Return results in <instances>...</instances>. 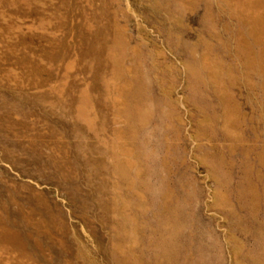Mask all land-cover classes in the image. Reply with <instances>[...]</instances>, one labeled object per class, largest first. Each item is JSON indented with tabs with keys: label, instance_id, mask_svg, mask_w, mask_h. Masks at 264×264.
<instances>
[{
	"label": "rangeland",
	"instance_id": "1",
	"mask_svg": "<svg viewBox=\"0 0 264 264\" xmlns=\"http://www.w3.org/2000/svg\"><path fill=\"white\" fill-rule=\"evenodd\" d=\"M241 20L225 0H0V264H264Z\"/></svg>",
	"mask_w": 264,
	"mask_h": 264
},
{
	"label": "bare ground",
	"instance_id": "2",
	"mask_svg": "<svg viewBox=\"0 0 264 264\" xmlns=\"http://www.w3.org/2000/svg\"><path fill=\"white\" fill-rule=\"evenodd\" d=\"M225 3L229 4V9L232 6L233 13L247 26L246 55L240 77H245L242 80L250 91L251 118L256 115L254 120H258L264 130V0H232L230 3L225 0ZM238 6H242L241 9Z\"/></svg>",
	"mask_w": 264,
	"mask_h": 264
}]
</instances>
